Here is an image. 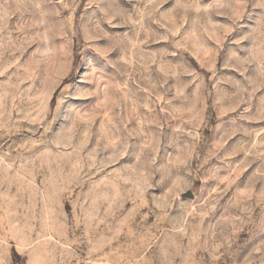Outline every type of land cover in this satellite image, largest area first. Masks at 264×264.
<instances>
[{
  "label": "rangeland",
  "instance_id": "rangeland-1",
  "mask_svg": "<svg viewBox=\"0 0 264 264\" xmlns=\"http://www.w3.org/2000/svg\"><path fill=\"white\" fill-rule=\"evenodd\" d=\"M0 264H264V0H0Z\"/></svg>",
  "mask_w": 264,
  "mask_h": 264
}]
</instances>
